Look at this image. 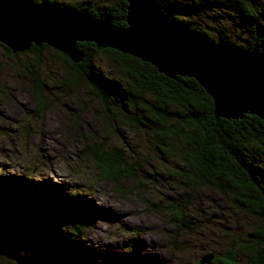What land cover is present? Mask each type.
Here are the masks:
<instances>
[{
	"label": "trees",
	"instance_id": "16d2710c",
	"mask_svg": "<svg viewBox=\"0 0 264 264\" xmlns=\"http://www.w3.org/2000/svg\"><path fill=\"white\" fill-rule=\"evenodd\" d=\"M44 1L58 10L86 13L98 21L109 20L116 29L127 27L126 0H92L68 5L58 0ZM154 1L169 19L211 43L209 33L199 28L202 19L210 12L228 11L235 16H228L229 20L246 28L250 39L242 47L231 45L238 51L256 49L264 53V4L260 0ZM219 41L229 44L222 35ZM0 47L11 59L34 56L33 60L18 64L21 68L16 70L29 80L38 112L44 114L49 109L50 93L48 82L40 75L41 57L45 49L51 48L32 46L25 53L13 55L8 48L1 44ZM77 47L83 54L79 64L54 51L67 64L63 83L66 88L73 90L85 85L110 122H120L126 131L138 132L150 139L157 156L172 162L165 173L171 180L175 178L178 186H185L186 191L210 189L240 210L264 218L263 120L249 114L239 120L216 118L213 99L196 80L182 76L170 79L151 64L113 49L97 48L92 43H78ZM95 55L109 57L114 64L111 74L95 63ZM119 128L114 126L115 130ZM96 145L99 148L91 150L95 151L93 156L103 180L118 182L123 177L141 176L140 163H130L116 148ZM151 176L157 180L156 171ZM62 189L29 176L0 177V216L15 221L25 255L47 264H87L81 240L90 215L89 197L77 189L63 195ZM169 204L178 226L188 228L189 206ZM252 236H256L258 246L212 255L210 264H240L243 255H253L247 264H259L258 247L264 245V226L258 227ZM33 243H36L31 246L34 250L30 247Z\"/></svg>",
	"mask_w": 264,
	"mask_h": 264
},
{
	"label": "rangeland",
	"instance_id": "374dc122",
	"mask_svg": "<svg viewBox=\"0 0 264 264\" xmlns=\"http://www.w3.org/2000/svg\"><path fill=\"white\" fill-rule=\"evenodd\" d=\"M58 1L68 5L92 0ZM228 16L234 15L210 12L199 28L213 43L222 35L230 45L245 46L250 40L247 29ZM54 51L45 49L41 57L40 75L50 93L49 109L42 114L29 80L16 70L34 56L11 59L0 47V177L29 176L62 187L63 195L72 189L86 194L90 215L81 251L87 264H201L210 255L258 246L252 234L264 226L263 218L240 210L210 189L186 191L178 186L165 173L172 162L157 156L150 139L110 122L85 85L73 90L64 86L67 64ZM95 63L108 75L114 70L107 55H95ZM96 144L116 148L130 163H140L141 176L103 180L92 151L99 148ZM171 202L189 206L188 228L175 222ZM258 249L259 264H264V245ZM252 257L241 256L240 264ZM0 264L11 263L3 259Z\"/></svg>",
	"mask_w": 264,
	"mask_h": 264
},
{
	"label": "water",
	"instance_id": "95a60500",
	"mask_svg": "<svg viewBox=\"0 0 264 264\" xmlns=\"http://www.w3.org/2000/svg\"><path fill=\"white\" fill-rule=\"evenodd\" d=\"M126 1L127 27L116 29L109 20L58 10L44 0H0V44L13 55L46 45L75 64L83 59L78 43L113 49L151 64L170 79L196 80L213 99L216 118L239 120L249 114L264 121V53L201 40L163 14L154 0ZM261 192L264 197V187ZM0 258L47 264L24 254L15 221L7 216H0ZM212 259L207 256L201 264Z\"/></svg>",
	"mask_w": 264,
	"mask_h": 264
},
{
	"label": "flooded vegetation",
	"instance_id": "af4514ba",
	"mask_svg": "<svg viewBox=\"0 0 264 264\" xmlns=\"http://www.w3.org/2000/svg\"><path fill=\"white\" fill-rule=\"evenodd\" d=\"M264 219V218H263ZM260 227V226H259ZM257 242V239H256V241H255V243Z\"/></svg>",
	"mask_w": 264,
	"mask_h": 264
},
{
	"label": "bare ground",
	"instance_id": "6f19581e",
	"mask_svg": "<svg viewBox=\"0 0 264 264\" xmlns=\"http://www.w3.org/2000/svg\"><path fill=\"white\" fill-rule=\"evenodd\" d=\"M178 24V23H177ZM181 26V25H180ZM184 27V26H183ZM194 35V34H193Z\"/></svg>",
	"mask_w": 264,
	"mask_h": 264
}]
</instances>
